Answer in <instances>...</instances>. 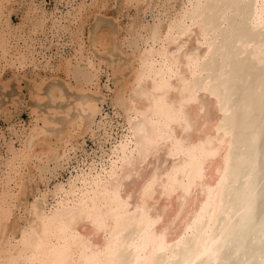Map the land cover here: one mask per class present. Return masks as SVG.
Here are the masks:
<instances>
[{
    "label": "bare ground",
    "instance_id": "1",
    "mask_svg": "<svg viewBox=\"0 0 264 264\" xmlns=\"http://www.w3.org/2000/svg\"><path fill=\"white\" fill-rule=\"evenodd\" d=\"M91 1L89 15L108 6ZM111 1L134 8L119 31L128 76L109 100L120 135L98 168L83 159L63 184L44 185L47 208L26 201L23 227L10 217L24 178L43 184L45 164L56 168L92 129L75 119L57 137L28 128L18 147L6 144L0 264H264V0ZM12 2L0 0V72L34 66L26 40L45 21L28 5L27 32L11 28ZM73 9L75 26L58 27L72 52L48 69L82 89L102 63L84 49V8ZM91 44L110 50L112 32L100 28ZM79 105L97 112L93 101Z\"/></svg>",
    "mask_w": 264,
    "mask_h": 264
},
{
    "label": "rangeland",
    "instance_id": "2",
    "mask_svg": "<svg viewBox=\"0 0 264 264\" xmlns=\"http://www.w3.org/2000/svg\"><path fill=\"white\" fill-rule=\"evenodd\" d=\"M91 2V0H16L9 4L10 11L6 21L11 28L22 27L27 32V26L21 23L24 21L28 5L42 10L45 21L42 28L28 40H26L28 34L21 31V39L18 41L19 45L24 39L27 43H32L34 66L26 64L18 69L4 67L0 72V153L5 151L6 144L18 147L21 132L28 128H34L40 134L49 137H57L69 122L80 119L92 129V132L84 134L78 143L70 146L63 160L58 161L56 168H53L55 166L52 162L45 164L47 171L43 184L37 185L24 178L25 191L20 198V206L13 210L10 217V220L17 218L19 227H23L25 221L30 219V215L23 210L26 201L34 202L40 208H47L50 199L47 200L41 195L44 185L51 188L54 184H63L70 174L78 172L83 159L94 161L98 168L102 151H106L121 132L120 119L112 112L109 100L115 88L114 83L128 76L127 66L131 60V53L121 44L119 31L121 24L127 21V16H134V8L118 11L116 2L108 0L106 9H100L96 13L90 12L89 15L93 7ZM77 5L84 8V14H87L82 30L84 49H88L94 60H100L102 63L92 77L90 85L82 89L74 88L71 85L72 81L69 82L70 80L62 75H49L48 69V64L69 57L72 52V45L67 37L68 31L62 32L58 27L69 24L70 30L75 26V20L68 12H72ZM144 19L150 20L149 14H146ZM52 22H55L53 28ZM100 28H107L112 32L113 46L108 51H99L91 44L94 34ZM104 65H107V69L103 67ZM108 68H112L116 73L111 75ZM36 84H40L38 91L35 89ZM84 101L95 102L97 112L95 114L83 112L79 104ZM23 140H28V134ZM3 242L1 240L0 245Z\"/></svg>",
    "mask_w": 264,
    "mask_h": 264
}]
</instances>
